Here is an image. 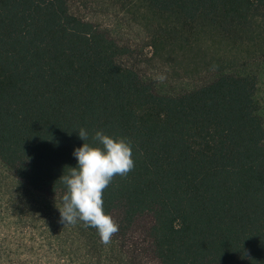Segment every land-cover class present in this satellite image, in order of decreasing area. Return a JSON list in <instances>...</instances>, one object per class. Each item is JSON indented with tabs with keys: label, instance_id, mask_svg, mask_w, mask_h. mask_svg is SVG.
<instances>
[{
	"label": "trees",
	"instance_id": "16d2710c",
	"mask_svg": "<svg viewBox=\"0 0 264 264\" xmlns=\"http://www.w3.org/2000/svg\"><path fill=\"white\" fill-rule=\"evenodd\" d=\"M140 1L171 22L168 36L264 56V0ZM124 52L67 0H0V163L37 264H264L260 77L226 72L164 95L120 63ZM80 129L85 143L102 131L132 151L133 169L102 192L105 212L121 215L108 243L58 210Z\"/></svg>",
	"mask_w": 264,
	"mask_h": 264
},
{
	"label": "rangeland",
	"instance_id": "374dc122",
	"mask_svg": "<svg viewBox=\"0 0 264 264\" xmlns=\"http://www.w3.org/2000/svg\"><path fill=\"white\" fill-rule=\"evenodd\" d=\"M67 2L75 16L113 38L125 50L120 63L137 72L160 94L178 95L226 72L258 75V98L264 118V56L259 51L236 48L211 35L201 40L168 36L170 29H164L171 22L140 0ZM160 40L165 43L160 44ZM16 184L0 163V264H37L32 232L20 220L23 208ZM112 220L117 225L121 215L114 214Z\"/></svg>",
	"mask_w": 264,
	"mask_h": 264
},
{
	"label": "clouds",
	"instance_id": "9594fccd",
	"mask_svg": "<svg viewBox=\"0 0 264 264\" xmlns=\"http://www.w3.org/2000/svg\"><path fill=\"white\" fill-rule=\"evenodd\" d=\"M78 136L83 143L73 151L76 166L69 167L70 172L59 179L66 187L62 208L58 209L61 221H82L108 243L118 226L104 210L102 192L114 175L124 176L133 169L131 147L124 139L102 131L95 133V146L85 143L88 133L84 129Z\"/></svg>",
	"mask_w": 264,
	"mask_h": 264
}]
</instances>
